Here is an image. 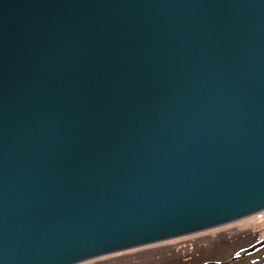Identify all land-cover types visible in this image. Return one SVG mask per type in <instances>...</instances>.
<instances>
[{"label":"water","instance_id":"obj_1","mask_svg":"<svg viewBox=\"0 0 264 264\" xmlns=\"http://www.w3.org/2000/svg\"><path fill=\"white\" fill-rule=\"evenodd\" d=\"M262 211L264 0H0V264Z\"/></svg>","mask_w":264,"mask_h":264},{"label":"rangeland","instance_id":"obj_2","mask_svg":"<svg viewBox=\"0 0 264 264\" xmlns=\"http://www.w3.org/2000/svg\"><path fill=\"white\" fill-rule=\"evenodd\" d=\"M239 225L246 226L244 222ZM218 231L177 238L157 245L102 256L80 264H175L176 262L179 264H203L209 259H219L221 256L224 260H228L235 254L237 246L232 245L221 250H213L208 245L211 243L213 235ZM191 245L198 248L192 251L179 249Z\"/></svg>","mask_w":264,"mask_h":264},{"label":"flooded vegetation","instance_id":"obj_3","mask_svg":"<svg viewBox=\"0 0 264 264\" xmlns=\"http://www.w3.org/2000/svg\"><path fill=\"white\" fill-rule=\"evenodd\" d=\"M242 222H244L246 226L239 225ZM216 230L219 231L213 235L211 243L208 244L209 247L213 250H221L235 245L237 246L235 249V254L232 255L228 260H224L223 256H221L219 259H209L203 264H264V211L248 218L217 227L216 229H211L192 235H198ZM161 243H156L153 245ZM197 248V246L191 245L180 247L179 249L181 251H192ZM175 264L179 263L176 262Z\"/></svg>","mask_w":264,"mask_h":264}]
</instances>
